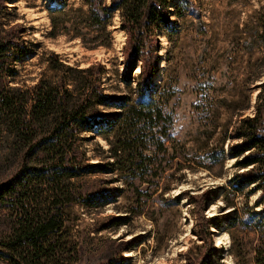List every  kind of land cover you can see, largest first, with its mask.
Listing matches in <instances>:
<instances>
[{
  "label": "rangeland",
  "instance_id": "obj_1",
  "mask_svg": "<svg viewBox=\"0 0 264 264\" xmlns=\"http://www.w3.org/2000/svg\"><path fill=\"white\" fill-rule=\"evenodd\" d=\"M193 1L199 16L191 11L173 15L171 38L165 36V29L158 30L161 60L153 82L158 90L168 92V100L161 106L174 114L172 123H167V152L159 151L168 165L158 178L159 186L137 177L128 181L129 185L124 180L129 172L116 171V165H111L108 173L68 179L72 202L64 208L63 228L54 235L57 264H113L109 263L110 256L120 250L123 259L115 264H264V199L263 204L258 203L261 192L251 190L252 186L232 191L233 182L229 181L251 168H236L238 159L230 149L241 142L235 137L236 128L256 115L261 101L258 95L264 91V0ZM110 2L105 0L108 6ZM64 4L87 9L83 0H55L53 4L50 0H7L0 10V37L10 26H18L26 43L22 57L13 63L14 70L3 82L5 90L14 95L15 107L24 100L29 110L34 90L43 80L54 82L59 89L67 80L72 84V101L74 92L79 95V78H85L89 89L99 77L106 94H129L120 77L127 40L120 13H115L109 26L111 45L89 48L78 38L51 35L49 8ZM175 4L177 1L171 3L172 12L179 10ZM53 53L73 70L57 65ZM89 68L95 69L93 74L82 72ZM137 69L134 77L140 72ZM97 109L113 117L119 113L105 106ZM83 110L88 118L93 117L89 105ZM12 114L17 110L0 111V181L18 168L25 146L21 133L7 123ZM110 127L104 135L85 128L79 131L77 143L85 151V156H79L83 163L115 162L110 152L109 142L115 141ZM24 130L23 134L29 136ZM221 150L225 157L212 164L208 156ZM141 152L155 157L158 151L148 144ZM173 152L185 157L173 164L169 159ZM176 162L181 165L176 166ZM147 164L144 177L150 178L157 172L156 162ZM210 165V169L205 168ZM74 189L79 191L76 197H82L78 202H73ZM37 194L36 202L42 208L52 197L45 183L38 187ZM207 194L205 216L215 213L220 219L219 225L211 228L217 250L212 257L199 255L207 252L211 238L199 235L200 205L188 200L191 196L201 202ZM117 216H126L125 224H118ZM230 216L238 219L227 226ZM16 218L13 205L0 208V235L9 232ZM216 237L221 238L220 246ZM0 264L11 263L0 259Z\"/></svg>",
  "mask_w": 264,
  "mask_h": 264
},
{
  "label": "trees",
  "instance_id": "obj_2",
  "mask_svg": "<svg viewBox=\"0 0 264 264\" xmlns=\"http://www.w3.org/2000/svg\"><path fill=\"white\" fill-rule=\"evenodd\" d=\"M176 1L175 7L179 10L175 9L172 12L171 3ZM50 2L53 4L55 0ZM83 2L87 9L67 7L65 4L61 7L49 8L51 35L65 34L72 39L78 38L85 47L89 48L101 45L108 47L112 42L109 26L112 24L115 13L119 12L122 18L120 25L127 36L123 47L125 59L120 77L129 91L128 95L106 94L101 89L99 77H96V82L90 86V89L89 84L85 86V78H79L77 79L79 82L76 81V92L79 95L74 92L72 101L69 98L72 94L69 86L72 84L67 83V80H64L62 86L58 84L60 89L54 82L43 80L34 90V102L29 110L26 109L24 100L15 107L14 95L5 90L6 86L3 82L4 77L14 70L13 63L22 57L23 51L26 50V43L18 26H10L4 36L0 37V111L11 108L17 110V114L8 117L7 123L9 127L21 133L20 137L25 140L18 168L13 174L0 181V208L8 209L13 205L17 213V218L9 232L0 235V259L9 261L11 264H57L59 262L56 255L57 240L54 235L63 228L64 208L72 202L68 182L71 177H81L93 172L108 173L111 165H116V171L129 172L124 179L127 183L135 181L134 178L137 177L141 182L153 183L158 187V178L168 166L162 161L164 156H160L159 151L167 152L165 147V141L169 135L167 123H172L174 114L165 112L161 106L162 102L168 100V92L158 90V86L153 82L161 60L160 48L157 47L161 38L158 30L165 29V36L171 38L169 30L173 25V15L178 17L185 11H191L199 16L194 1L111 0L109 6L105 4V0H83ZM6 3L7 0H0V10L6 7ZM52 57L57 65L73 70L72 67L62 64L56 54L53 53ZM136 69L140 72L134 77L133 73ZM94 71L93 68L82 70L91 74ZM261 85L264 86V82ZM258 96L261 101L257 106L256 115L246 118L236 128L235 137L241 139V142L230 149L233 157L238 159L236 168H251L235 175L229 181L233 182L232 191L238 192L249 186H252L251 190L260 191L258 203L263 204L264 91ZM84 105H89L92 118L87 117L86 111L83 110ZM97 106L114 108L119 110V113L113 117L100 112ZM106 127H110L115 138L114 142H109L110 152L115 162L83 163L79 156H85V151H81V146L77 143L80 139L79 131L85 128L90 132L95 131L104 135ZM24 128L29 136L23 134ZM105 139H108L107 136ZM148 144L157 149L155 157L142 154L141 150ZM219 153L212 152L208 156L212 164L218 163L225 157L223 150ZM123 155L128 156L127 159L123 158ZM179 157L185 156L173 152L169 159L174 164L173 161ZM148 161L156 162L157 172L151 174L150 178H145L144 175L147 174L150 165L147 164ZM175 165L179 166L181 163L176 162ZM205 168L210 169L211 165ZM43 183L51 188L52 197L42 208L36 201L39 197L38 187ZM129 185L132 184L129 183ZM73 188H75L74 184ZM74 190L73 202H78L82 197L77 198L79 191ZM224 191L227 193L226 190ZM181 196L182 193L178 194V199ZM208 197V194L204 195L201 202L191 196L188 197L191 203L200 205L198 214L202 217V230L199 235L206 240L207 237L211 238L212 226H218L220 223L217 214L211 218L204 214ZM261 213L264 215V210ZM117 217L118 224H125L126 216ZM236 219L238 218L231 216L226 219L227 226H232ZM216 251L211 238L207 252H201L199 255L206 254L207 257H212L215 255L213 252ZM121 253H123L122 250L114 251L109 263L115 264L122 260Z\"/></svg>",
  "mask_w": 264,
  "mask_h": 264
},
{
  "label": "bare ground",
  "instance_id": "obj_3",
  "mask_svg": "<svg viewBox=\"0 0 264 264\" xmlns=\"http://www.w3.org/2000/svg\"><path fill=\"white\" fill-rule=\"evenodd\" d=\"M254 101H255V100H254ZM184 202H185V201H184ZM186 202H187V201H186ZM186 202H185V203H186ZM185 203H184V204H185ZM214 215H215V213L212 214V215H210V217H211V216H214ZM216 238H217V240H216V241H217V246H220V244L222 243V242H221V238H220V237H216Z\"/></svg>",
  "mask_w": 264,
  "mask_h": 264
}]
</instances>
